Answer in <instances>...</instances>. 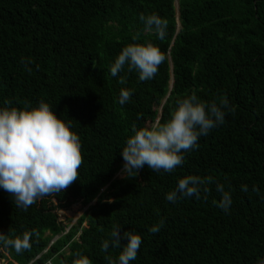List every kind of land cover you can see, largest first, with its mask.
<instances>
[{"label":"trees","instance_id":"trees-1","mask_svg":"<svg viewBox=\"0 0 264 264\" xmlns=\"http://www.w3.org/2000/svg\"><path fill=\"white\" fill-rule=\"evenodd\" d=\"M174 1L0 0V109L48 103L79 136L83 155L79 179L27 210L0 188V233H34L22 254L0 244L3 263L72 264L80 253L92 264H109L105 257L117 259L128 243L122 238L120 248L101 250L115 227L122 237L125 231L142 237L129 264L264 259V0H176L177 10ZM141 13L168 21L163 40L144 31ZM148 42L166 57L153 79L139 81L127 65L111 75L125 46ZM22 60L32 61L31 72ZM122 88L132 91L124 105ZM193 93L204 103L227 96L235 112L183 152L171 173L145 165L127 178L122 151L132 126L166 122L177 101ZM189 175L213 178L207 198L202 192L199 199L167 201ZM217 183L231 195L227 212L217 206ZM75 204L83 214L75 225L64 224L58 213ZM161 219V230L150 233Z\"/></svg>","mask_w":264,"mask_h":264},{"label":"clouds","instance_id":"clouds-1","mask_svg":"<svg viewBox=\"0 0 264 264\" xmlns=\"http://www.w3.org/2000/svg\"><path fill=\"white\" fill-rule=\"evenodd\" d=\"M139 19L144 24L145 32L154 33L160 40L165 38L168 26L166 19L155 13H141ZM137 38L133 36V40ZM165 59L161 50L151 42L132 43L122 49L110 66V73L115 77L127 65L129 71L138 72L139 81L151 80ZM21 62L28 72L32 71L29 67L31 60ZM119 83H125V78L121 77ZM131 96V90L122 88L119 103L126 104ZM177 105L170 119L164 123H157L151 128L138 129L132 126L134 134L127 139L122 151L124 165L121 171L127 178H134L145 165L153 171L171 173L183 164V152L192 150L197 146L199 137L222 125L226 112H235L227 96L219 97V103H204L193 93L178 100ZM82 163L79 136L56 115L48 103L41 101L38 106L25 107L23 110L16 107L0 109V188L14 198L16 207L27 210L43 196L66 190L79 179L78 170ZM214 182L211 176H186L179 179L176 189L168 192L165 199L172 203L184 197L195 196L199 199L202 192L207 198L210 191L207 186ZM216 190L221 193L217 206L227 212L232 204L231 195L224 191L223 184L217 183ZM241 190L247 192V185H242ZM253 191L258 189L253 186ZM163 225L164 220L161 219L149 228V232L156 234ZM33 234L25 231L22 235L10 238L0 233V244L22 254L30 250ZM122 238H126L128 243L123 246L117 259L105 257L109 264H129L136 259L142 237L135 231H125L122 237L120 227H115L109 239L103 240L101 250L107 252L110 247L120 248ZM72 264L92 262L87 256L77 253ZM257 264H264V259L258 260Z\"/></svg>","mask_w":264,"mask_h":264},{"label":"rangeland","instance_id":"rangeland-1","mask_svg":"<svg viewBox=\"0 0 264 264\" xmlns=\"http://www.w3.org/2000/svg\"><path fill=\"white\" fill-rule=\"evenodd\" d=\"M176 3V0H175ZM122 176V177H121ZM120 177L123 178V175ZM85 208L83 210H79V206L77 204L73 205L69 210L60 211L58 213V218L60 221L65 222L64 224L75 225L77 219L83 214ZM0 264H6L0 261Z\"/></svg>","mask_w":264,"mask_h":264},{"label":"water","instance_id":"water-1","mask_svg":"<svg viewBox=\"0 0 264 264\" xmlns=\"http://www.w3.org/2000/svg\"><path fill=\"white\" fill-rule=\"evenodd\" d=\"M174 8H175V10H177V8H178L177 2L174 4Z\"/></svg>","mask_w":264,"mask_h":264}]
</instances>
